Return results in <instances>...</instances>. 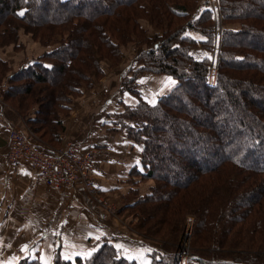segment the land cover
<instances>
[{"label": "trees", "instance_id": "16d2710c", "mask_svg": "<svg viewBox=\"0 0 264 264\" xmlns=\"http://www.w3.org/2000/svg\"><path fill=\"white\" fill-rule=\"evenodd\" d=\"M198 2L0 0V47L21 48L20 31L41 42L60 36L55 49L17 69L0 55V90L41 144L56 148L82 87L100 79L103 60L120 62L132 35L146 39L141 19H147L164 32L148 38L138 55L142 67L122 87L140 101L127 113L138 125L128 136L142 146L130 179L155 183L121 211L132 210L147 239H160L151 264H180L188 217H194L193 264H264V0H217L220 34L214 8ZM216 35L221 47L212 84L209 58H196L193 49L211 52ZM143 71L178 83L150 104L135 83ZM16 264L46 263L30 255ZM50 264L141 263L104 239L86 255L64 257L57 250Z\"/></svg>", "mask_w": 264, "mask_h": 264}, {"label": "crops", "instance_id": "0c3cea01", "mask_svg": "<svg viewBox=\"0 0 264 264\" xmlns=\"http://www.w3.org/2000/svg\"><path fill=\"white\" fill-rule=\"evenodd\" d=\"M146 77L156 81L157 89L164 84L165 76L161 78L149 74ZM120 85L116 88L113 83L108 89L109 83L103 81L101 87L96 85L94 90L84 91L82 97L76 98L71 114L64 119L65 130L61 134V142L79 141L97 150L95 182L99 191L112 192L114 197L119 193L122 195L120 198H123L129 190L131 170L139 160L132 158L135 156L131 142L116 123L117 108L127 103L121 94ZM120 87L121 93L118 92ZM7 113L16 126L21 129L26 127L13 109H8ZM8 150V133L0 124V264H14L21 258V251L28 247V250L31 249L29 253H34L28 244L33 237L25 239L31 233V226L34 228L38 225L49 228L50 233L54 227L62 234H67L68 240L81 242L82 236H86V241L102 242L109 239L129 257L138 259L143 255L142 251H129L133 248L141 250L143 247L128 242L126 239L130 233L120 227V221L103 212L82 187L62 190L51 187L28 162L10 163ZM111 236L116 238L113 240ZM37 240L34 239L35 242ZM80 249L87 250L86 245H75L72 249L74 256L84 253ZM53 251L46 257L49 264L53 259Z\"/></svg>", "mask_w": 264, "mask_h": 264}, {"label": "rangeland", "instance_id": "374dc122", "mask_svg": "<svg viewBox=\"0 0 264 264\" xmlns=\"http://www.w3.org/2000/svg\"><path fill=\"white\" fill-rule=\"evenodd\" d=\"M206 0H199V4L203 5V3ZM217 0H208V5L212 6L214 8V14H213V20L217 21L218 25L216 27V33L220 34L221 33V13L219 11L218 8V2ZM141 26L146 30V39H141L136 37L135 35H132L130 38H132L128 43L124 44L121 46V59L120 62L117 63L116 65H113L111 63L110 60L105 59L102 61V69H103V75L100 77V79H94L93 80V84L92 86H88V85H84L82 87V94L78 97H82L84 95V91L87 90H94L98 85L99 87L101 82H106L109 83V86L107 87L108 89H111L112 84L114 83V86L116 88H119V85L123 84V82L125 81L126 77L128 75H131V73H133L137 68L142 67V63L141 61H139L138 59V55L141 52L142 49L145 48V46H147L148 44V38L149 37H153L158 35H161L164 31L163 30H159L157 29L155 26L151 25L150 22L145 19L142 18L141 19ZM24 31V30H23ZM57 39H60V36L57 35L56 36ZM20 38H21V43L22 46L21 48H14L13 45H8V46H2L0 47V55L4 56L6 59H8L10 61V63L13 65L14 69H17L21 64L24 63V61H26L29 58H34L35 56H38L39 54H42L44 51H49V50H53L58 46V40H56V38L52 39L51 41H45V42H41L40 40H37L33 37L32 34H28V33H22L20 31ZM221 36L220 35H216L215 36V40H214V46H213V50L210 51H206L204 48L198 46L196 48L193 49V55L196 58H203L204 56L209 58V68H208V73H207V80L209 82V80L211 79H216L217 77V61L219 60V50L221 47ZM20 49V50H19ZM95 74V72H93ZM154 75V76H165V80L164 84L162 85V87L160 89L158 88V84L156 83L155 80H150L149 77L145 78V75ZM136 82L137 83V89L141 91L142 97H143V101L146 100L147 102H149L150 104H154L158 98H156L158 96V94L164 95L168 92H170L178 83V80L172 76V75H168V74H163V73H154V72H150V71H143V73H138L137 77H136ZM120 85V86H121ZM126 84L123 85L122 87V93L120 92V89H118V92H120L122 95L125 96V99L127 100V103L125 106H123L122 108L118 107L117 109V120L116 123L119 126H122V128H120L119 130L124 131L126 137L128 138V140L131 142V149L132 151H134V156L132 157L133 154L131 153V157L132 158H137L138 160L141 159L142 157V146L140 144H138L134 139L129 138L128 136V128L129 127H137V123L135 122L134 117L129 118L128 117V107H134L139 101V99L133 94L131 93L129 90H127L126 88ZM76 99L73 100V102L71 103V107H73V103ZM5 104V105H4ZM0 105L2 106H6L5 114L6 117L8 118V113L7 110L11 108V105L9 102H7L4 99L3 93L0 90ZM126 114L124 115L123 111L126 109ZM12 109V108H11ZM72 111V108H71ZM70 111V114H71ZM69 114V115H70ZM68 115V116H69ZM19 116V115H18ZM24 122L25 119L24 117H22L21 115L19 116ZM9 119V118H8ZM10 120V119H9ZM15 125V124H14ZM26 125V123H25ZM16 126V125H15ZM18 127V126H17ZM127 127V130H126ZM19 128V127H18ZM23 130H28L29 132L33 133L34 136L39 139L38 135L34 132V130H32L29 126H26L25 128H23ZM62 143V142H61ZM87 148H90L89 146H85ZM172 150H175L174 146H172ZM97 151V150H96ZM173 167V166H170ZM154 180H150L149 178L147 179H143L142 181L139 180L138 181H134L131 180L129 183V190L127 191V193L123 196V198H120L122 195H120L119 193L115 195V197L108 192H104L101 193L99 191V187L95 182V189L98 191V193L103 196L106 200H108L112 207L113 210L112 211H106L103 207H101L99 205V202L92 196L90 195L87 191V195H89V197L100 207L101 210H103V212H105L108 216H111L113 218H116L120 221V227L124 228L127 232H129L130 237L127 238L126 240L130 243H133L134 245L138 246L137 244L142 245V249L141 250H134L133 249H129V251L131 250L132 253H143V255H140L139 258L141 259H137L141 264H151L152 258L149 255L151 253V251L153 249H157L160 247V242H158V240H160L159 238H155L157 239L156 241H152L147 239L143 234L141 233L136 225H137V218L134 217V214L132 213V210L130 209H126L124 211H121V208L124 207L128 202H134L140 195H147L150 191H151V187L154 185ZM50 186V185H49ZM52 187V186H51ZM132 188H134L135 190H131ZM65 189V188H63ZM62 190V189H60ZM96 191V192H97ZM116 198V199H115ZM121 200V201H120ZM122 202V203H120ZM125 212V213H123ZM132 217L134 219V222L132 220ZM61 219V218H60ZM59 219V221H60ZM193 221H194V217H188L186 220V225H185V230H183V232L181 233L180 239L182 242V252H181V261L180 264H193L192 262H190L189 260L193 257H195V255H193L192 253H189V248L191 245V232H192V226H193ZM31 233H29V235L26 237L25 241L29 238L32 239L29 241V245L32 247V251L34 253H29L31 251L24 249V251H21V258L25 257V256H39L42 260L44 258V263L49 264V261L46 260L47 255L50 253V251L54 249L53 256L55 255V251H59L64 257H73L75 254L73 252L72 249L75 248V245H83V243L86 245V249H80V252H84L81 253V255H86V254H90L92 251H94L99 244L101 243L100 241L95 242V241H90L87 240L86 241V236H82V241L81 242H75L72 240H68V236L67 234H62L61 232H59L57 229H54V227L52 228V231L50 233L49 228L46 227H41L40 225L35 226L34 228H32L31 226ZM54 230V231H53ZM32 231H34L32 233ZM84 235V234H83ZM31 237V238H30ZM112 237V236H111ZM125 238V236H122ZM116 238V236L112 237V239L114 240ZM34 239H38L36 242L34 241ZM115 243V242H113ZM26 244V243H25ZM115 245H117L115 243ZM117 247L119 248V246L117 245ZM38 248V249H37ZM84 248V246H83ZM37 249V250H36ZM120 249V248H119ZM121 252L122 249H120ZM51 255V254H50ZM80 255V254H79ZM19 258L17 260V262L21 259ZM133 258V257H132ZM17 262H15L14 264H16Z\"/></svg>", "mask_w": 264, "mask_h": 264}, {"label": "built area", "instance_id": "2783aa9c", "mask_svg": "<svg viewBox=\"0 0 264 264\" xmlns=\"http://www.w3.org/2000/svg\"><path fill=\"white\" fill-rule=\"evenodd\" d=\"M215 81L216 79H211L209 83L213 84ZM5 109L6 106L0 105V124L8 133L7 157L10 163L26 161L48 185L57 189L82 187L106 211L113 210L111 203L95 189L94 148H87L79 141L68 140L56 148L46 149L33 133L15 126L6 117Z\"/></svg>", "mask_w": 264, "mask_h": 264}, {"label": "snow or ice", "instance_id": "6c2138e0", "mask_svg": "<svg viewBox=\"0 0 264 264\" xmlns=\"http://www.w3.org/2000/svg\"><path fill=\"white\" fill-rule=\"evenodd\" d=\"M19 15L23 16V15H24V12H23V11H21V12L19 13Z\"/></svg>", "mask_w": 264, "mask_h": 264}, {"label": "bare ground", "instance_id": "6f19581e", "mask_svg": "<svg viewBox=\"0 0 264 264\" xmlns=\"http://www.w3.org/2000/svg\"><path fill=\"white\" fill-rule=\"evenodd\" d=\"M217 3V2H216ZM17 228V227H16ZM9 229V228H8ZM5 247V246H4ZM9 247V246H8ZM6 248V247H5ZM9 249V248H8Z\"/></svg>", "mask_w": 264, "mask_h": 264}]
</instances>
